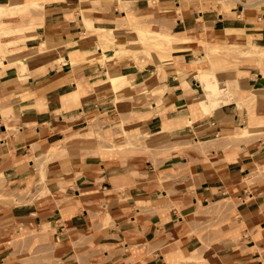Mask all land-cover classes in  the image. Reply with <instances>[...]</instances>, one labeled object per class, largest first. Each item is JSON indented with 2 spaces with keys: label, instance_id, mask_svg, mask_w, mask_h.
Returning <instances> with one entry per match:
<instances>
[{
  "label": "crops",
  "instance_id": "crops-1",
  "mask_svg": "<svg viewBox=\"0 0 264 264\" xmlns=\"http://www.w3.org/2000/svg\"><path fill=\"white\" fill-rule=\"evenodd\" d=\"M15 1L40 7L1 17L29 26L0 40L57 47L27 67L0 51V264H264V139H234L247 115L236 100L210 112L195 100L203 86L194 72L211 63L185 51L174 67L134 69L128 88L164 97L160 108L157 94L135 104L113 89L103 63H88L95 54L81 43L128 12L114 0L0 5ZM256 1L198 10L159 0L175 7L172 33L229 30L264 47V0ZM178 68L190 74L183 80ZM237 75V97L263 91L264 116L260 67L239 65Z\"/></svg>",
  "mask_w": 264,
  "mask_h": 264
},
{
  "label": "rangeland",
  "instance_id": "rangeland-1",
  "mask_svg": "<svg viewBox=\"0 0 264 264\" xmlns=\"http://www.w3.org/2000/svg\"><path fill=\"white\" fill-rule=\"evenodd\" d=\"M182 3L187 4H195L196 9L204 10L208 7H214L215 4H221L225 6H232L235 5L237 0H180ZM246 7H253L252 4L255 0H244ZM115 3L118 4L120 10H125L128 12V16L126 19L121 20L118 22L117 26L111 28H117L120 32L123 33H133V37L135 41H124V40H111V39H102L97 29L99 28H106L111 29L105 26L97 27V28H90L88 33H94L97 37L96 42H89L84 41L86 34L82 35V45L86 48L92 49V54H97L100 51V48L103 50V45H108L107 47L110 48V52L114 53L115 55L120 54L119 56H115L113 60H109L102 62L105 69V74L109 72L111 68L116 69L121 64L119 62L124 58L121 48H126L134 51V55H132L125 63H123L124 68H128V70L134 69H142L146 65H156L160 68L163 63H168L169 65H175L174 62L171 60L174 59V54H178L185 51H193L195 55H203V58L208 62L211 63L210 67H207L208 70H211L216 76L218 82H220V86H222V90H225L223 95H226L229 98H233V95L237 93L238 89V69L239 65L245 64H253L258 65L264 75V47L260 46L255 41H252L250 38H247L243 33L229 31L227 32L226 36L216 35L214 34V30L212 29H204L199 34L190 35L187 33H172V31L167 28L171 26L169 22V17L173 15V12L170 10L173 8L175 9L174 5L171 8L162 7L159 0H115ZM209 5V6H208ZM29 6L33 8L40 7L39 4L32 3L27 4L21 1H15L11 6L0 5V19L3 16H7L10 14H20L22 16L29 15ZM259 8V6H256ZM180 10V9H178ZM185 13L181 14L184 15ZM25 21H27L25 19ZM120 24V25H119ZM25 28H16L12 27L9 24L4 23L0 20V38L4 35H9L17 32H23L26 30ZM33 26H36L35 23ZM143 27L145 29L164 32L163 34H171L172 43L170 44H158L157 46H153L150 40L145 41H138L136 40V33L134 34V29L136 27ZM155 38L159 41H162L160 35L156 33ZM106 41V42H105ZM110 41V43H109ZM115 41V42H113ZM112 42V43H111ZM108 43V44H107ZM18 44L15 41H8L2 42L0 40V51L2 52V45H8L7 47L4 46L5 52L3 53V57L6 54V57L9 53L14 50L17 52L21 47H13L14 45ZM103 44V45H102ZM102 45V46H101ZM105 45V46H106ZM180 45V46H179ZM104 46V47H105ZM57 46L52 47H45L40 48V51L30 52L25 54V56L21 57V61H14V63H23L26 64L27 61H31L32 59L36 58L39 55L45 54L47 51L54 52ZM11 54V53H10ZM90 56V55H89ZM88 57V56H87ZM5 58V57H4ZM23 58V59H22ZM132 58V59H131ZM107 62V63H106ZM89 63V61H88ZM95 63V62H92ZM116 64L118 65L116 67ZM219 65L218 68H216ZM26 66V65H25ZM113 66V67H112ZM115 66V67H114ZM236 74V76H235ZM128 75V74H127ZM196 75V74H195ZM128 77V76H127ZM197 77V75H196ZM230 81V82H228ZM128 87L131 86V82L129 81ZM113 87V86H112ZM227 88V90H226ZM236 88V89H234ZM114 89V88H113ZM115 90V89H114ZM228 91V92H227ZM149 95L147 99H142L138 103H145L150 104V100L153 98L155 94L159 96L158 107H162L164 103L163 92L161 90H153L149 91ZM230 92V93H229ZM232 93V94H231ZM263 93L262 90H251L244 94L241 92V95H238V98L243 99L247 95V99L249 100L243 108H240V112L246 110L247 115L244 116V119L240 123H244L243 125L237 124V131L233 134L237 135L234 139L237 141H251L255 140L256 138H263L264 133L262 131V127H264V116H262V110L258 109V102L260 100L259 96ZM230 94V95H229ZM255 94V95H253ZM229 95V96H228ZM232 95V96H231ZM156 96V97H157ZM220 97L221 99L224 97ZM229 98V99H230ZM230 99V100H231ZM138 100V98L136 99ZM138 100V101H139ZM232 101V100H231ZM234 101V100H233ZM138 104L137 102H134ZM238 104V103H237ZM162 105V106H161ZM239 105V104H238ZM240 107V106H238ZM158 108V109H159ZM245 108V109H244ZM231 126H228L227 129H230ZM242 127V128H241ZM235 129V130H236ZM139 141V139H138Z\"/></svg>",
  "mask_w": 264,
  "mask_h": 264
},
{
  "label": "bare ground",
  "instance_id": "bare-ground-1",
  "mask_svg": "<svg viewBox=\"0 0 264 264\" xmlns=\"http://www.w3.org/2000/svg\"><path fill=\"white\" fill-rule=\"evenodd\" d=\"M114 2H115V0H114ZM134 30H135L134 34L136 33V37H137L136 40L143 41L144 43H145V41H147V40L149 41L150 40V42H151V44L153 46H157L158 44H163V45L170 44V42L172 41L171 34H168V33L163 34L164 32H159V31L145 29V28H143L141 26L140 27H136ZM97 32H99L100 36H102V39L106 38L107 40L111 39V40H115V41H117L116 39H118V40H124V41H127V42L128 41H135V39L133 37V33H130V32L123 33V32H120V30H118L117 28H111V29L99 28V29H97ZM156 33H158L160 35L162 41H159L157 38H155ZM115 41H113V42H115ZM109 43H110V41H109ZM53 45L54 44H53L52 40L48 39L46 41H42L41 44L39 45V47L32 48V49H25L24 47L21 46L17 52L12 50L10 52L11 54L9 53V55L7 57H6V54H5L4 57L7 58L8 60L12 61V62L17 61V60L21 61V57L25 56V54H27V53L30 54V52L31 53L32 52L35 53L36 51H40L41 50L40 48L52 47ZM105 45L102 46L103 50L100 48V51L97 52L96 55H94V56H89L88 55L87 59H88L89 63H92V62H101L102 63V62H105V61L109 62V60L110 61L113 60L115 56H119L120 55V54H118V55L116 54L115 55L114 53L110 52V48L107 47L108 45H106V46ZM4 46L7 47L8 45H2L1 49H2V51L5 52ZM121 52H122V54L124 56V58H122V60L119 62V64H121V66H119L116 69H113V68H111V70L109 69V72L106 73L105 76L108 78L110 84L113 86L115 91H119V92L123 91L125 93H129L131 95V97L132 96L134 97L135 102L138 103L139 99L140 100L147 99L150 92L147 89V91H145V92L138 93V92H135L133 89L128 88V85L130 84L129 83L130 80L128 79L127 74L129 72H132V70H128L129 67L128 68L127 67L124 68L122 65H123V63L129 61L128 59L132 55H134V51H132L130 49H126L124 47V48H121ZM170 61L175 63V60H171L170 59ZM73 64L77 65L78 61L77 60H73ZM163 65L171 66V67L173 66L174 67V66H176V63H175V65H169L168 63L164 62ZM117 66L118 65L116 64V67ZM263 70H264V68H263ZM178 72H179V77L181 79H183V80L186 78L187 75L190 74V72H188V71H186L184 69H181V68H178ZM194 74L197 75V79L202 83V86H203V92L200 95L196 96L195 100L201 105V107L203 108V110L205 112H210V111H212L213 109H215L217 107L219 108V107H221V105L229 103L231 100L232 101L236 100L238 102V104H239L238 106H240L239 108H243L245 103H247L249 101L247 99V97L249 95H247L243 99H240V98L237 97V93H235L233 95L232 99L229 97L231 100L226 96L227 93H226V95H223L224 96L223 97L221 94H224L225 90L224 91L222 90V86H220L221 83L217 81L216 76L213 73V71L211 73V70H208L207 67L206 68H199L197 71L194 72ZM228 82H230V81H228ZM226 90H227V88H226ZM253 95H255V94H253ZM221 96L223 97L222 99L220 98ZM137 98H138V100H136ZM228 126H230L229 123L226 124V128Z\"/></svg>",
  "mask_w": 264,
  "mask_h": 264
}]
</instances>
